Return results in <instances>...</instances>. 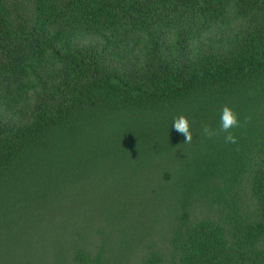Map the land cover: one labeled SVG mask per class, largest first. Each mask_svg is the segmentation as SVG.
Segmentation results:
<instances>
[{"label":"trees","instance_id":"16d2710c","mask_svg":"<svg viewBox=\"0 0 264 264\" xmlns=\"http://www.w3.org/2000/svg\"><path fill=\"white\" fill-rule=\"evenodd\" d=\"M0 264H264V0H0Z\"/></svg>","mask_w":264,"mask_h":264},{"label":"clouds","instance_id":"9594fccd","mask_svg":"<svg viewBox=\"0 0 264 264\" xmlns=\"http://www.w3.org/2000/svg\"><path fill=\"white\" fill-rule=\"evenodd\" d=\"M241 126L239 115L229 105L223 106L220 115V128L219 131L211 128L209 125H203L201 134L209 139L218 136L219 133H225L224 142L226 144L237 143V137L231 131L234 128ZM172 127L178 134H181L185 138L184 143H190L193 139V133L191 131V121L186 115H180L173 121Z\"/></svg>","mask_w":264,"mask_h":264}]
</instances>
